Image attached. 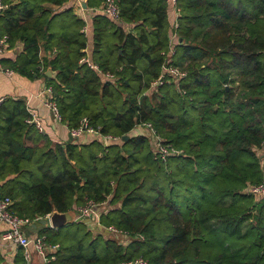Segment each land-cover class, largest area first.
I'll return each mask as SVG.
<instances>
[{"label": "trees", "instance_id": "obj_1", "mask_svg": "<svg viewBox=\"0 0 264 264\" xmlns=\"http://www.w3.org/2000/svg\"><path fill=\"white\" fill-rule=\"evenodd\" d=\"M2 1L0 35L19 47L2 61L46 79L68 128L86 117L121 138L54 142L30 121L25 98L0 102V196L11 198L12 211L35 220L108 200L100 222L131 236H93L83 222L47 227L58 244L47 264H264V211L244 192L264 178L256 151L264 155V0H177V27L167 0H117L132 29L96 14L91 44L84 20L63 7L71 0ZM170 32L178 41L169 63L185 75L152 87ZM42 46L55 54L41 61ZM141 122L176 152L157 157L149 136L132 131ZM14 264H26L20 247Z\"/></svg>", "mask_w": 264, "mask_h": 264}, {"label": "built area", "instance_id": "obj_2", "mask_svg": "<svg viewBox=\"0 0 264 264\" xmlns=\"http://www.w3.org/2000/svg\"><path fill=\"white\" fill-rule=\"evenodd\" d=\"M102 6L98 8L104 15L108 16L112 20L120 19V10L117 0H102ZM171 5L174 7L176 13L178 9L176 8L177 0H169ZM8 5L0 0V12L6 9ZM174 27H177V23L174 22ZM172 34H175L174 32ZM169 44V53L168 59L165 60L163 65L161 66L160 75L151 82L152 87H156L158 85H162L165 81L169 82L170 80L177 81L180 77H183L185 73L181 71L178 67L169 63V56L174 52V43L172 40ZM10 46V42L8 40L7 35H0V53L6 52L7 50L12 49ZM80 61H86L91 67L98 70L97 65L93 64L87 58H81ZM5 73L12 74L13 70L6 68L4 69ZM166 76L169 78L167 79ZM105 77H113L112 74L106 73ZM42 93L46 96L45 104L49 107L52 112V115L60 120L58 107L56 102L51 99V87L47 86ZM4 97H0V102ZM30 121H34L37 128L40 131H43V126L39 122V120L32 114V119ZM137 127H141L146 131V134L149 136L154 154L161 158L165 159L166 156L170 153L176 152V150L170 145L163 142L162 137L156 132L154 126L151 122H141L137 125ZM70 135L72 138H80L81 136H86L90 139H98L103 144H108L111 142L119 141L120 136L112 135V134H103L100 131L99 127H94L89 124V121L86 117L80 119L79 124L76 127L69 129ZM249 193H251L254 197L260 198L264 196V178L262 181L254 184H250L248 187ZM12 200L9 196H0V224L4 225V229L1 232L0 238L2 241L10 242L20 247H23L26 250L29 245H33L36 251L39 253H45L46 250H56L58 248V244H49L47 243V238L45 235H40L37 237L31 238L27 233L26 229L28 226L34 222L35 220H30L26 217H22L16 213H14L11 209ZM108 200L102 202H96L91 199H87L86 202L78 207H76L77 217L79 222H83L88 226L90 231L94 232V228L98 230L104 231L106 234L113 236L116 240L121 241H130L131 236L113 225H103L100 222L101 212L107 209ZM50 213L46 214L48 216ZM98 233V232H96ZM137 238L142 239L143 236L138 235L135 236ZM26 259L30 256V254L26 251L24 254ZM54 259V255L50 257ZM125 264H147L145 260L142 258H137L133 261H129Z\"/></svg>", "mask_w": 264, "mask_h": 264}, {"label": "crops", "instance_id": "obj_3", "mask_svg": "<svg viewBox=\"0 0 264 264\" xmlns=\"http://www.w3.org/2000/svg\"><path fill=\"white\" fill-rule=\"evenodd\" d=\"M167 1H168L169 21L171 22V24H174L178 14L176 13L174 7L171 5L170 1L169 0ZM102 2L103 1H101L99 6L94 5L90 7L87 6V8H83L78 0H71L65 6H63V7L72 6L74 13H76L79 17H81L84 20L83 31L88 37L90 44L92 42V38L94 37V30H95L93 17L96 14L104 15L103 12L98 10V8L102 6ZM45 5L50 9H58L56 6L51 4H45ZM113 21L117 24L118 27L122 28L125 32L130 31L133 27L132 24L123 21L121 17L120 19ZM172 33L173 32H170L169 35H172V40L173 43L175 44L176 41H178L177 35ZM90 44L87 47L88 58H89ZM16 47L18 48L19 51V47L15 46L12 49L7 50L6 52L0 53V97L18 96L25 98L29 111L39 120V122L43 126V131L50 137V139L54 142H59V143L67 142L68 140H70V136H71L69 132L70 128H68L66 124L62 123L60 120L55 118L52 115V112L49 109V107L45 104L46 96L42 93V91L47 87L46 79L42 76L34 77V78H28L26 76H22L16 73L12 68L7 66V64H5L2 61L3 59H14L18 52L15 51ZM54 54H55V49H53V51L45 50L43 46L40 48L39 51V57L41 61L45 57H52ZM48 67H46V69ZM6 68L12 69L13 73L12 74L5 73L4 69ZM54 76H55V71L53 72L52 77ZM132 131L135 133L138 132L146 133V131L141 127H137ZM87 139L90 138H87L86 136H81L76 140L82 142V141H86ZM4 227H5L4 225L0 224V235ZM25 231L31 238L40 235L46 236V234L43 233L42 231L31 232V233L28 232V229H26ZM92 234L93 236L101 235L104 237L106 235L104 231L98 230L97 228H94V232H92ZM46 240L47 243L52 244L48 239ZM19 247L20 246L15 245L13 243L2 241L0 238V264H14V258ZM20 248L22 249L23 256L26 253V251L30 254V256L27 259L24 256L26 264H47V262L51 260L50 257L53 256L56 250L58 249L57 248L54 251L52 250L50 251L48 249L46 250L45 253H39L38 251L35 250L32 244L29 245V247L26 250H24L23 247Z\"/></svg>", "mask_w": 264, "mask_h": 264}, {"label": "water", "instance_id": "obj_4", "mask_svg": "<svg viewBox=\"0 0 264 264\" xmlns=\"http://www.w3.org/2000/svg\"><path fill=\"white\" fill-rule=\"evenodd\" d=\"M83 8H87V1L88 0H78ZM15 51H18V48L16 47ZM53 70L51 67H48L45 70V76L48 78H52L53 76ZM128 138L127 135L122 136V139ZM72 136H70V140H72ZM78 217H77V211L75 208L70 209L68 211H57L53 210L48 216L41 217L34 222H32L28 226V232H38L46 229L47 227L49 228H61L63 226L72 224L74 222H77Z\"/></svg>", "mask_w": 264, "mask_h": 264}, {"label": "rangeland", "instance_id": "obj_5", "mask_svg": "<svg viewBox=\"0 0 264 264\" xmlns=\"http://www.w3.org/2000/svg\"><path fill=\"white\" fill-rule=\"evenodd\" d=\"M100 3L101 2H99V3H97L96 5L97 6H99L100 5ZM56 21V17H55V19L53 20V22H55ZM106 35H108L107 36V38H109V44L110 43H114V42H116V35H113V33H107ZM256 151H257V153L260 155L259 156V159H260V164H261V167H262V169H263V171H264V155H263V149H256ZM248 187H249V185L244 189V192H249L248 191ZM254 197V196H253ZM254 199V201H253V204H255V202L257 203V206H256V210H257V208L261 205L262 206V208H263V211H264V205H263V203L260 201L261 200V197L260 198H256V197H254L253 198ZM260 201V202H259ZM256 205V204H255ZM77 222H79V221H77ZM74 223H76V222H74ZM73 224V223H72ZM44 232H45V229L43 230ZM42 231V232H43ZM43 232V233H44ZM105 237L107 238V237H109V238H111V239H115L113 236H111V235H108V234H106L105 235ZM116 240V239H115Z\"/></svg>", "mask_w": 264, "mask_h": 264}]
</instances>
